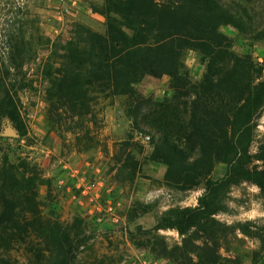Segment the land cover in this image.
Returning <instances> with one entry per match:
<instances>
[{"label":"trees","instance_id":"obj_1","mask_svg":"<svg viewBox=\"0 0 264 264\" xmlns=\"http://www.w3.org/2000/svg\"><path fill=\"white\" fill-rule=\"evenodd\" d=\"M101 13L104 33L76 24L59 48L63 53L53 54L59 75L49 81L46 93L50 122L77 128L80 125L73 119L86 117L96 98L128 96L139 104L144 101L137 85L144 77H169L170 97L147 104L148 112L142 117L152 134L148 160L166 166L163 185L168 189L184 192L203 183L204 190L195 206H170L156 219L153 229L176 231L180 245L168 247L157 239L158 250L155 246L151 251L171 264H227L229 260L218 253L219 223L213 216L224 211L229 189L241 183L254 184L264 196V143L254 155L249 153L257 120L264 112V64L256 66L248 56L234 52L230 39L219 31L230 26L243 33L244 10L226 0H104ZM0 20V131L9 127L18 132L23 123L17 89L23 78H17L37 53L43 23L20 0H0ZM254 31L255 39L263 37L264 24ZM186 50L196 52L205 66L197 81L183 66ZM253 160L260 162L259 168H248ZM126 163L135 169L126 154L118 175ZM218 164L225 171L212 179ZM17 183L16 172L3 157L0 264H16L10 253L21 244L31 246L38 234L50 239L61 254L53 264H75L81 242L70 239L57 223L43 225L33 210L21 215L8 196ZM148 211L143 207L134 216ZM28 249L27 257L38 259ZM259 249L264 252V237L259 238Z\"/></svg>","mask_w":264,"mask_h":264},{"label":"rangeland","instance_id":"obj_2","mask_svg":"<svg viewBox=\"0 0 264 264\" xmlns=\"http://www.w3.org/2000/svg\"><path fill=\"white\" fill-rule=\"evenodd\" d=\"M20 1L42 23L49 13L60 9L56 0ZM226 1L244 10L246 29L241 33L222 26L219 31L230 39L234 52L248 56L256 66L264 64V35L254 38V29L264 24V0ZM75 25L56 35L51 43L44 39L41 25L42 41L37 53L23 65L17 78H23L17 89L23 129L17 132L3 127L0 131V163L6 157L18 180L8 196L16 202L21 215L33 210L43 225L57 223L70 239L76 237L81 242L75 264H171L151 250L157 239L171 247L180 245L181 238L174 230H154L156 219L170 206H195L204 185L184 192L168 189L163 185L166 166L148 160L153 150L152 134L143 126L142 117L149 104L170 97V79L144 77L137 85V93L144 101L139 104L128 96L96 98L86 117L73 119L80 125L77 128L50 122L51 103L46 93L49 81L59 75L58 60L53 54L63 53L59 48ZM2 50L0 41V60ZM182 63L193 81L201 79L205 66L196 52L186 50ZM142 135L150 137L148 144L140 140ZM176 142L184 147L182 141ZM262 143L264 112L257 120L249 153L254 155ZM126 154L136 164L135 169L126 163L118 175ZM253 166L259 168L260 162L253 160L248 168ZM224 171L225 166L218 164L210 177L219 178ZM94 180L97 185L90 188ZM109 203L116 208L113 217L106 212ZM224 203V211L213 216L219 223L218 253L229 260L227 264H264V252L259 249V238L264 237V196L254 184L241 183L229 189ZM143 207L150 211L134 216ZM47 240L40 234L33 236L31 246L21 244L10 256L16 264H53L62 256ZM29 247L38 259L27 257Z\"/></svg>","mask_w":264,"mask_h":264},{"label":"crops","instance_id":"obj_3","mask_svg":"<svg viewBox=\"0 0 264 264\" xmlns=\"http://www.w3.org/2000/svg\"><path fill=\"white\" fill-rule=\"evenodd\" d=\"M59 11L49 13L42 24L44 39L54 41L56 35L70 31L74 24H83L95 32L104 33L105 17L101 13L104 0H56Z\"/></svg>","mask_w":264,"mask_h":264},{"label":"built area","instance_id":"obj_4","mask_svg":"<svg viewBox=\"0 0 264 264\" xmlns=\"http://www.w3.org/2000/svg\"><path fill=\"white\" fill-rule=\"evenodd\" d=\"M117 113H120V111H117ZM140 140H141L144 144H148V143H149V140H150V137H149L148 135H142V136L140 137ZM96 185H97V181H95V180L89 184L90 188H95ZM115 207H116V206H115ZM115 209H116V208H114V206H112V203H109V204L107 205V207H106V212H107L108 214H110L111 217H113V213H114V210H115Z\"/></svg>","mask_w":264,"mask_h":264}]
</instances>
